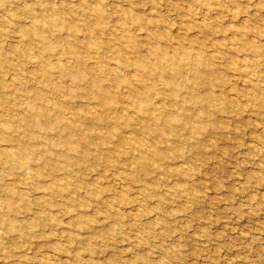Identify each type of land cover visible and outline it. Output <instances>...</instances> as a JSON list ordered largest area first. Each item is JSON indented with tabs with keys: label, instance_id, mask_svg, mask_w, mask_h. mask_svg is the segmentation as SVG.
I'll list each match as a JSON object with an SVG mask.
<instances>
[{
	"label": "rangeland",
	"instance_id": "374dc122",
	"mask_svg": "<svg viewBox=\"0 0 264 264\" xmlns=\"http://www.w3.org/2000/svg\"><path fill=\"white\" fill-rule=\"evenodd\" d=\"M0 264H264V0H0Z\"/></svg>",
	"mask_w": 264,
	"mask_h": 264
},
{
	"label": "bare ground",
	"instance_id": "6f19581e",
	"mask_svg": "<svg viewBox=\"0 0 264 264\" xmlns=\"http://www.w3.org/2000/svg\"><path fill=\"white\" fill-rule=\"evenodd\" d=\"M140 226V225H139Z\"/></svg>",
	"mask_w": 264,
	"mask_h": 264
}]
</instances>
